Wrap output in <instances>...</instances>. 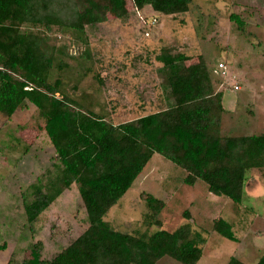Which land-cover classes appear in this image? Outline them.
I'll list each match as a JSON object with an SVG mask.
<instances>
[{
	"label": "rangeland",
	"instance_id": "rangeland-1",
	"mask_svg": "<svg viewBox=\"0 0 264 264\" xmlns=\"http://www.w3.org/2000/svg\"><path fill=\"white\" fill-rule=\"evenodd\" d=\"M95 1L104 13L93 0L77 2L88 22L83 34L28 29L55 48L50 81L61 82L57 97L65 93L112 124L130 122L173 104L164 65L183 67L201 56L216 90L232 101L223 103L221 135L264 134V0H194L189 12L171 16L150 6L137 9L131 0L119 13L107 1ZM44 127L30 102L11 117L0 113V246H5L0 264H38L37 251L42 260H52L88 228L77 184L42 214L35 229L27 222L25 203L33 198V185L46 184L60 162ZM185 177L184 170L155 154L105 220L133 235L173 232L188 223L206 240L198 264H227L232 257L257 264L264 254V168L248 172L240 204L212 195L201 181L189 186ZM144 194L165 203L156 219L160 225ZM218 219L231 224L237 241L215 232ZM157 264L181 263L165 257Z\"/></svg>",
	"mask_w": 264,
	"mask_h": 264
},
{
	"label": "trees",
	"instance_id": "trees-1",
	"mask_svg": "<svg viewBox=\"0 0 264 264\" xmlns=\"http://www.w3.org/2000/svg\"><path fill=\"white\" fill-rule=\"evenodd\" d=\"M93 6L104 13L99 2ZM116 13L126 0H103ZM137 9L150 6L171 16L189 12L194 0H131ZM78 0H0V65L5 69L0 90V113L13 116L26 102L45 119V131L55 148L59 165L46 184L33 185L32 200L25 203L32 229L40 217L72 185L77 184L88 228L52 260L38 264H157L165 257L181 264H198L205 238L185 224L170 232L133 235L116 230L105 220L155 154L186 172L184 183H205L209 192L236 204L243 200L247 174L264 168V134L222 136L224 93L217 91L206 61L162 68L173 104L136 120L112 124L62 93L61 82L50 81L55 48L43 34L28 31L43 26L52 31L85 33V16ZM231 19L242 26L237 15ZM93 20V19H92ZM101 22L100 20H93ZM29 88V89H26ZM155 223L165 203L144 194ZM215 232L237 241L224 219L214 221ZM5 246H0V250ZM227 264H246L232 257ZM257 264H264V254Z\"/></svg>",
	"mask_w": 264,
	"mask_h": 264
},
{
	"label": "built area",
	"instance_id": "built-area-1",
	"mask_svg": "<svg viewBox=\"0 0 264 264\" xmlns=\"http://www.w3.org/2000/svg\"><path fill=\"white\" fill-rule=\"evenodd\" d=\"M225 68L226 67L224 64L219 65V71H223ZM4 71H5L4 67L2 65H0V90H1V86H2ZM26 89H29V88H26ZM235 89L239 90L240 88H239V86H235Z\"/></svg>",
	"mask_w": 264,
	"mask_h": 264
},
{
	"label": "crops",
	"instance_id": "crops-1",
	"mask_svg": "<svg viewBox=\"0 0 264 264\" xmlns=\"http://www.w3.org/2000/svg\"><path fill=\"white\" fill-rule=\"evenodd\" d=\"M231 100H232V99H231ZM224 101H225V103H226V102H232V101H230L229 99H227V95L224 96L223 103H224ZM167 102H168V101H167ZM167 102H165V103H167ZM225 107H226V104H225Z\"/></svg>",
	"mask_w": 264,
	"mask_h": 264
}]
</instances>
